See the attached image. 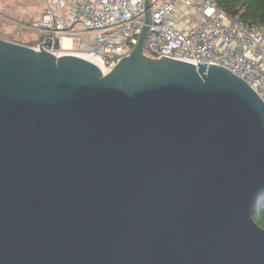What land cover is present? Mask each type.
Returning <instances> with one entry per match:
<instances>
[{
	"label": "water",
	"instance_id": "1",
	"mask_svg": "<svg viewBox=\"0 0 264 264\" xmlns=\"http://www.w3.org/2000/svg\"><path fill=\"white\" fill-rule=\"evenodd\" d=\"M144 18L106 73L0 37V264H264V102Z\"/></svg>",
	"mask_w": 264,
	"mask_h": 264
},
{
	"label": "built area",
	"instance_id": "2",
	"mask_svg": "<svg viewBox=\"0 0 264 264\" xmlns=\"http://www.w3.org/2000/svg\"><path fill=\"white\" fill-rule=\"evenodd\" d=\"M43 2L44 9L28 23L41 32L35 46L49 37L48 51L89 59L106 73L135 45L148 10L145 54L223 66L264 102V31L231 18L215 0H148V8L145 0Z\"/></svg>",
	"mask_w": 264,
	"mask_h": 264
},
{
	"label": "rangeland",
	"instance_id": "3",
	"mask_svg": "<svg viewBox=\"0 0 264 264\" xmlns=\"http://www.w3.org/2000/svg\"><path fill=\"white\" fill-rule=\"evenodd\" d=\"M42 7L43 0H0V37L34 45L41 32L28 23Z\"/></svg>",
	"mask_w": 264,
	"mask_h": 264
},
{
	"label": "trees",
	"instance_id": "4",
	"mask_svg": "<svg viewBox=\"0 0 264 264\" xmlns=\"http://www.w3.org/2000/svg\"><path fill=\"white\" fill-rule=\"evenodd\" d=\"M233 19L264 31V0H215ZM252 216L264 228V194L254 202Z\"/></svg>",
	"mask_w": 264,
	"mask_h": 264
},
{
	"label": "bare ground",
	"instance_id": "5",
	"mask_svg": "<svg viewBox=\"0 0 264 264\" xmlns=\"http://www.w3.org/2000/svg\"><path fill=\"white\" fill-rule=\"evenodd\" d=\"M68 42H69V39H67V38H64V39H63V43H64V44H67Z\"/></svg>",
	"mask_w": 264,
	"mask_h": 264
},
{
	"label": "crops",
	"instance_id": "6",
	"mask_svg": "<svg viewBox=\"0 0 264 264\" xmlns=\"http://www.w3.org/2000/svg\"><path fill=\"white\" fill-rule=\"evenodd\" d=\"M45 5H44V2H43V7L40 9L41 11L44 9Z\"/></svg>",
	"mask_w": 264,
	"mask_h": 264
}]
</instances>
